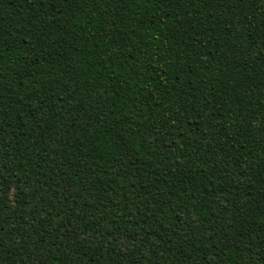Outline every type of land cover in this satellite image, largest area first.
Listing matches in <instances>:
<instances>
[{
    "label": "trees",
    "instance_id": "trees-1",
    "mask_svg": "<svg viewBox=\"0 0 264 264\" xmlns=\"http://www.w3.org/2000/svg\"><path fill=\"white\" fill-rule=\"evenodd\" d=\"M0 264H264V0H0Z\"/></svg>",
    "mask_w": 264,
    "mask_h": 264
}]
</instances>
